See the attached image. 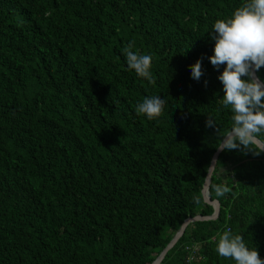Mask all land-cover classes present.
Instances as JSON below:
<instances>
[{
    "label": "trees",
    "instance_id": "1",
    "mask_svg": "<svg viewBox=\"0 0 264 264\" xmlns=\"http://www.w3.org/2000/svg\"><path fill=\"white\" fill-rule=\"evenodd\" d=\"M245 2L0 0V264H150L186 217L212 213L206 120L223 131L231 112L209 32ZM130 41L154 83L129 69ZM154 95L163 113L138 115ZM208 191L217 218L189 223L160 264H196L193 247L199 264H235L216 252L228 228L264 259V152L221 151Z\"/></svg>",
    "mask_w": 264,
    "mask_h": 264
},
{
    "label": "clouds",
    "instance_id": "2",
    "mask_svg": "<svg viewBox=\"0 0 264 264\" xmlns=\"http://www.w3.org/2000/svg\"><path fill=\"white\" fill-rule=\"evenodd\" d=\"M209 36L215 41L213 54L208 57L220 72L218 79L223 85L222 107L231 112V125L221 131L215 119L208 117L206 127L216 129L220 139L219 151L239 150L259 156L264 152V81L256 73L264 67V0H246L226 19H217ZM130 41L122 51L129 69L140 78L154 83L153 57L134 51ZM192 79L199 81L203 75L202 60L190 66ZM207 81H205V86ZM167 101L160 95L146 96L135 106L138 115L148 119L159 117ZM225 185L215 186L217 197L227 194ZM216 252L235 264H264L255 247L245 243L242 234L228 228L217 234Z\"/></svg>",
    "mask_w": 264,
    "mask_h": 264
},
{
    "label": "water",
    "instance_id": "3",
    "mask_svg": "<svg viewBox=\"0 0 264 264\" xmlns=\"http://www.w3.org/2000/svg\"><path fill=\"white\" fill-rule=\"evenodd\" d=\"M221 151L216 150L214 151V153L211 156L210 159V163L208 166V170L204 179V182L202 184V188H201V195H202V199L205 203L209 204L212 206L213 211L210 215H201V214H196L194 216H189L186 217L183 222L181 223L180 227L178 228V230L174 233V235L172 236V238L170 239V241L166 244V246L158 253V255L155 257V259L150 263V264H160L161 260L163 259V257L165 256L166 252L177 242V240L181 237V235L183 234L186 226L194 221L197 220H209V219H216L218 214H219V201L216 199H211L210 195H209V184L211 181V175L213 173V170L215 168L216 165V161H217V157L218 154Z\"/></svg>",
    "mask_w": 264,
    "mask_h": 264
},
{
    "label": "built area",
    "instance_id": "4",
    "mask_svg": "<svg viewBox=\"0 0 264 264\" xmlns=\"http://www.w3.org/2000/svg\"><path fill=\"white\" fill-rule=\"evenodd\" d=\"M194 248L195 247H193V249L190 252H188L187 259L196 262V264H199V257L195 256Z\"/></svg>",
    "mask_w": 264,
    "mask_h": 264
},
{
    "label": "rangeland",
    "instance_id": "5",
    "mask_svg": "<svg viewBox=\"0 0 264 264\" xmlns=\"http://www.w3.org/2000/svg\"><path fill=\"white\" fill-rule=\"evenodd\" d=\"M222 170H223V169H221V172H220V174H221V175H223V172H222Z\"/></svg>",
    "mask_w": 264,
    "mask_h": 264
}]
</instances>
